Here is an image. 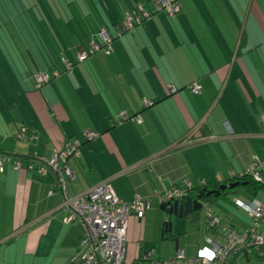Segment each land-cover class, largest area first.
<instances>
[{"label":"crops","instance_id":"crops-1","mask_svg":"<svg viewBox=\"0 0 264 264\" xmlns=\"http://www.w3.org/2000/svg\"><path fill=\"white\" fill-rule=\"evenodd\" d=\"M178 4L171 21L156 13L131 31L116 32L110 55L95 53L40 89L34 75L50 70L37 42L24 36L21 23L15 34L5 22L12 37L0 24V152L49 159L64 141L83 140L87 130L96 133L83 141L81 156L68 161L74 176L67 193L109 181L121 200L150 198L143 217L128 219L126 253L128 247L132 264L138 249L146 252L144 243L159 240L163 215L157 195L184 180L194 189L230 180L245 172L252 155L264 159V36L257 34L264 33V0ZM4 12L0 6L1 18ZM191 83L202 92L192 94ZM220 93L223 108L215 116L218 106L212 104ZM120 113L128 120L118 123ZM22 127L33 142L14 139ZM51 188V175L11 169L0 174V264H74L84 229L63 224L61 197L48 196ZM234 197L264 201V191L241 189ZM229 203L233 209L221 204L225 207L219 214L213 207L214 213L237 229L247 227L248 218L239 220ZM260 232L264 238V224ZM204 233H198L197 248ZM196 247L191 251L178 243L186 257H193ZM231 264H264V259L251 252Z\"/></svg>","mask_w":264,"mask_h":264},{"label":"built area","instance_id":"built-area-1","mask_svg":"<svg viewBox=\"0 0 264 264\" xmlns=\"http://www.w3.org/2000/svg\"><path fill=\"white\" fill-rule=\"evenodd\" d=\"M155 12L164 13L169 18H174L180 10L178 0H156ZM140 15L132 13L123 21V31H131L142 20L148 19L149 13L141 11ZM120 31L117 36L120 35ZM103 52L110 55L113 52L112 38L104 28L100 29L95 37H92L85 49L77 50L74 61L61 59V69L49 72L38 71L34 77L35 88L40 89L51 79L56 78L73 69V67L85 61L91 55ZM169 90L175 89L169 86ZM189 90L198 95L201 86L191 83ZM151 105L150 101H144V106ZM128 120L124 113L119 114L118 123ZM131 120V119H130ZM140 122L139 118L135 119ZM97 136L91 131L83 132V140L68 139L60 148L54 149L49 159L34 156L33 159L24 160L12 154L0 152V174L7 169L14 171H29L42 178L46 175L52 177V188L48 196L58 194L61 197V208L65 215L63 224L78 223L84 229V234L78 243L77 253L73 258L74 264H124L126 256V233L128 219L131 215L139 218L151 208V200L148 197L134 195L129 201L118 198L109 181H100L85 191L70 196L67 193L66 183L74 174L68 165L71 159L81 156L83 141L93 140ZM17 141L33 142L34 138L28 134L24 127L17 130L14 135ZM247 176L252 181L264 185V159L252 155L246 165L245 172L237 177ZM219 179L218 176H216ZM234 178V177H233ZM205 182H202L204 184ZM193 185L189 180H184L181 186L167 189L163 194L157 195L161 205L167 201L184 200L189 197ZM203 229L205 233L201 237V243L193 257H186L183 252L177 251L170 259L158 258L154 250L140 252L138 249L135 262L145 264H231L239 255L247 256L251 252L262 255L264 238L261 236L260 226L264 224V201L256 198L250 201H242L234 197L233 206L243 212L249 225L237 229L228 222L223 221L214 213L213 207L201 201ZM210 253H214V259L209 260Z\"/></svg>","mask_w":264,"mask_h":264},{"label":"trees","instance_id":"trees-1","mask_svg":"<svg viewBox=\"0 0 264 264\" xmlns=\"http://www.w3.org/2000/svg\"><path fill=\"white\" fill-rule=\"evenodd\" d=\"M155 2L156 0H0V6L6 8L3 13L6 19L1 15L3 19L0 17V24H4V33L12 37L11 30L16 34L17 23H21L24 31H19H23L24 36L26 33L37 42L35 48L44 65L50 71L60 70L61 59L64 57L74 61L75 52L85 49L84 46L90 37L96 36L95 31L104 28L111 38L115 39L116 32L123 31L126 16L132 13L140 15L141 11L148 12L150 17L156 14ZM163 16L167 22L173 19L165 14ZM5 22L10 23L11 30ZM230 183H238V186L233 190L220 191V196H207L210 191L218 190L220 185ZM239 189L255 195L264 191V185L252 181L247 176L234 177L210 185L201 184L197 189L192 188L189 196H201L200 202H208L213 206L217 199H225V192L236 194ZM200 217L197 215L196 221L200 218L203 229L202 214ZM261 252L262 255L258 256L264 259V247Z\"/></svg>","mask_w":264,"mask_h":264},{"label":"rangeland","instance_id":"rangeland-1","mask_svg":"<svg viewBox=\"0 0 264 264\" xmlns=\"http://www.w3.org/2000/svg\"><path fill=\"white\" fill-rule=\"evenodd\" d=\"M257 34L259 37L264 36V33L258 30H257ZM213 100L214 99H212V102ZM223 103H224V97H223V94L220 93L218 100L216 99V101L212 104V106H214L213 108L218 106V108L215 110L216 111L215 116L221 111V108H223ZM238 191H240V189ZM231 200H232V196H226L225 199L216 202V205L212 207H214L215 212L217 214H219V210L221 209V207H225V205L229 207V209H233L232 205L229 203ZM221 204H225V205H221ZM159 211L163 215L161 219V227L159 230V240L157 241V244L155 243L151 244L149 242L144 243V248L146 252L150 251L151 249H154L156 256L161 257L163 259L171 258L175 254L176 251L174 250V244L170 242L171 236L166 234L164 236L165 239L163 240L161 239V233L164 228V224H163L164 222H170L172 224L173 234L174 233L178 234L179 246H182V247L185 246L189 250L194 251L197 245L198 233H201V231L203 230L201 228V223H200V218H201L200 216H201L202 211L198 213V216L200 218H199V221H196V222H193L190 219L189 220H186V219L179 220L175 218L174 216H169L168 214L162 212L160 209ZM238 212H239L237 214L238 219L242 221H246L247 216L239 210ZM156 221H157L156 217L153 218L152 222L155 223ZM132 262H133V256L131 255L129 248L127 247L125 264H132ZM134 264H145V263L135 262Z\"/></svg>","mask_w":264,"mask_h":264},{"label":"water","instance_id":"water-1","mask_svg":"<svg viewBox=\"0 0 264 264\" xmlns=\"http://www.w3.org/2000/svg\"><path fill=\"white\" fill-rule=\"evenodd\" d=\"M244 184V183H243ZM238 186V183H230L229 185H220L218 190H212L207 193V196L215 195L220 196V191L226 190H233ZM235 193L225 192L224 195L226 196H233ZM201 196L197 198H192L191 196L185 198L184 200H174V201H167L159 205V209L168 214L169 216H174L175 218L181 220H192L193 222L196 221L198 213L201 211V203L199 201ZM164 228L161 233V238H164L166 234L171 236L170 242L174 244V250L178 251V234H173L172 224L170 222H164Z\"/></svg>","mask_w":264,"mask_h":264},{"label":"clouds","instance_id":"clouds-1","mask_svg":"<svg viewBox=\"0 0 264 264\" xmlns=\"http://www.w3.org/2000/svg\"><path fill=\"white\" fill-rule=\"evenodd\" d=\"M214 256H215L214 253H210V255L208 256V259H209V260L214 259Z\"/></svg>","mask_w":264,"mask_h":264},{"label":"bare ground","instance_id":"bare-ground-1","mask_svg":"<svg viewBox=\"0 0 264 264\" xmlns=\"http://www.w3.org/2000/svg\"><path fill=\"white\" fill-rule=\"evenodd\" d=\"M259 257V256H258Z\"/></svg>","mask_w":264,"mask_h":264}]
</instances>
